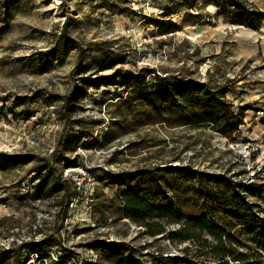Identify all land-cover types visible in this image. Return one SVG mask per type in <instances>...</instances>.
I'll use <instances>...</instances> for the list:
<instances>
[{"label": "rangeland", "instance_id": "1", "mask_svg": "<svg viewBox=\"0 0 264 264\" xmlns=\"http://www.w3.org/2000/svg\"><path fill=\"white\" fill-rule=\"evenodd\" d=\"M219 1L225 8L231 2ZM245 1L264 11V0ZM215 4L0 0L3 264H116L99 248L101 242L123 243L145 264L152 254L180 256L185 249L197 254L198 243L150 237L124 216L123 194L152 184L178 204L182 222L200 214L184 175L157 168L190 167L244 179L252 184L245 195L264 217V23L257 31L234 24ZM75 43L86 51L83 68ZM98 48L116 60L114 69L97 72L103 60ZM119 70L154 73L148 79L234 83L227 99L236 109L251 107L239 134L226 139L208 127L167 125L144 107L129 111L128 94L118 98L115 86L79 90L82 79ZM76 84L68 121L62 108ZM46 164L69 180L71 199L63 200V193L38 199V170ZM64 209L66 218L59 220ZM201 262L214 263L208 255Z\"/></svg>", "mask_w": 264, "mask_h": 264}, {"label": "trees", "instance_id": "2", "mask_svg": "<svg viewBox=\"0 0 264 264\" xmlns=\"http://www.w3.org/2000/svg\"><path fill=\"white\" fill-rule=\"evenodd\" d=\"M213 1L220 9L224 8L222 13L227 12L234 24L257 31L264 23V12L245 0H231L227 8L219 0ZM75 45L82 60L79 67L83 68L86 51ZM98 51H102L103 60L97 72L114 69L116 60H112L108 52L100 48ZM151 74L154 73L134 74L119 70L110 77L90 76L82 79L79 90L88 86L99 89L104 84L115 86L120 90L118 98L123 99L124 94H128L130 100L123 102L129 111L136 106L144 107L167 125L208 127L226 139L239 134L240 127L244 125V113L251 106L236 109L227 99L234 83L211 84L192 78L170 80L156 75L148 79ZM77 87L76 84L75 90L64 99L62 113L68 121L71 109L75 107L73 103L77 101ZM156 171L183 174L186 184L191 185L195 197L200 201V214L182 222L178 204L162 186L152 184L138 193L130 190L123 194L125 218L145 229L150 237L164 236L171 243H198L201 250L194 254L190 249H185L180 256L152 254L151 264H205L201 258L206 255L214 261L212 264H264V217L262 211L245 195L252 184L244 179L239 180L237 176L207 174L190 167H165ZM38 175L41 180L36 190L40 195L38 199L43 197L41 195L49 198L59 193H63V200L71 199L69 180L64 179L55 168L46 164L38 170ZM181 187L183 184L178 185V188ZM257 198L262 199L261 192ZM66 215L67 210L64 209L58 219L64 220ZM165 224L177 225L178 229L168 231ZM99 248L116 264H145L123 243L101 242ZM6 253H0V264H3Z\"/></svg>", "mask_w": 264, "mask_h": 264}, {"label": "built area", "instance_id": "3", "mask_svg": "<svg viewBox=\"0 0 264 264\" xmlns=\"http://www.w3.org/2000/svg\"><path fill=\"white\" fill-rule=\"evenodd\" d=\"M69 173H70L69 170H66L65 173H64V176L67 177L69 175ZM79 185H81V183H79Z\"/></svg>", "mask_w": 264, "mask_h": 264}, {"label": "crops", "instance_id": "4", "mask_svg": "<svg viewBox=\"0 0 264 264\" xmlns=\"http://www.w3.org/2000/svg\"><path fill=\"white\" fill-rule=\"evenodd\" d=\"M248 1H249L250 3H253L252 0H248ZM260 11H261V10H260ZM262 12H264V11H262Z\"/></svg>", "mask_w": 264, "mask_h": 264}]
</instances>
